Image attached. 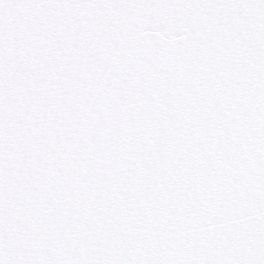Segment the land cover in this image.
Returning <instances> with one entry per match:
<instances>
[{
    "label": "snow or ice",
    "instance_id": "obj_1",
    "mask_svg": "<svg viewBox=\"0 0 264 264\" xmlns=\"http://www.w3.org/2000/svg\"><path fill=\"white\" fill-rule=\"evenodd\" d=\"M0 264H264V0H0Z\"/></svg>",
    "mask_w": 264,
    "mask_h": 264
}]
</instances>
